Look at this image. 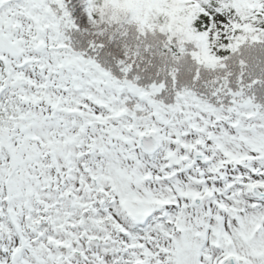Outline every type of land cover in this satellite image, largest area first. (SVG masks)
<instances>
[{
  "label": "snow or ice",
  "instance_id": "snow-or-ice-1",
  "mask_svg": "<svg viewBox=\"0 0 264 264\" xmlns=\"http://www.w3.org/2000/svg\"><path fill=\"white\" fill-rule=\"evenodd\" d=\"M0 264H264V0H0Z\"/></svg>",
  "mask_w": 264,
  "mask_h": 264
}]
</instances>
